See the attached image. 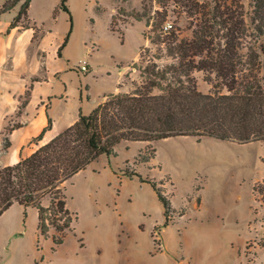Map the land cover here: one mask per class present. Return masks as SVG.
I'll list each match as a JSON object with an SVG mask.
<instances>
[{"label":"rangeland","instance_id":"374dc122","mask_svg":"<svg viewBox=\"0 0 264 264\" xmlns=\"http://www.w3.org/2000/svg\"><path fill=\"white\" fill-rule=\"evenodd\" d=\"M241 1L249 10V0ZM59 3L31 0L28 19L21 22L32 25L35 36L44 32V69L37 74L51 94L65 87L66 103L55 110L66 108L68 118L77 115L78 106L89 113L105 93L131 91L141 81L139 66L172 62L164 42L152 43L145 35L162 39L160 28L170 23L188 36L192 26L186 8L172 0H67L72 28L58 57L56 49L70 28ZM18 7L1 14L0 26ZM142 14L139 20L132 16ZM245 34L246 45L256 40L264 64V34L256 36L250 25ZM159 53L164 55L154 58ZM83 63L86 71L80 69ZM194 76L198 89L207 93L210 84L203 73L194 71ZM114 151L64 182L76 219L61 244L52 242L53 228L48 236L39 233L35 207L15 203L5 210L0 264H264V202L253 191L264 188V142L187 135L121 141ZM138 154L153 157L140 161ZM148 180L169 199L166 225L164 207Z\"/></svg>","mask_w":264,"mask_h":264},{"label":"trees","instance_id":"16d2710c","mask_svg":"<svg viewBox=\"0 0 264 264\" xmlns=\"http://www.w3.org/2000/svg\"><path fill=\"white\" fill-rule=\"evenodd\" d=\"M20 1L5 0L0 8L1 16L19 5L7 31L28 25L21 20L28 19L31 0ZM172 1L186 8L187 16L192 18L190 35H180L173 24L162 39L159 35L154 39L145 35L152 43L164 42V54L172 62L159 65L150 61L139 66L141 81L131 91L103 94L89 113H83L79 107L73 123L29 156L0 166V215L14 203L35 207L39 233L48 236L53 228L52 242L59 245L76 219L67 206L64 182L101 154L115 153L114 146L119 142H152L187 135L197 140L208 136L236 143L264 142V64L256 40L244 43L249 25L256 36L264 34V0H249L247 11L241 0ZM66 2L60 0L59 7L68 13L70 28L57 47L58 57L62 56L72 28ZM132 16L139 20L145 14ZM164 54L154 58L160 59ZM139 55L142 57L141 48ZM194 71H201L210 84L207 93L198 89ZM31 89L29 85L21 96L17 114L28 103ZM154 89L158 92L154 93ZM51 125L47 115V125L32 140H41ZM18 126L19 123L7 125L5 133ZM9 144L5 134L3 149ZM152 155H140V161H148ZM148 181L162 202L166 225L171 212L169 199L161 186L154 180ZM254 187L253 191L264 202V188ZM47 197L48 204L44 205L43 199Z\"/></svg>","mask_w":264,"mask_h":264},{"label":"crops","instance_id":"0c3cea01","mask_svg":"<svg viewBox=\"0 0 264 264\" xmlns=\"http://www.w3.org/2000/svg\"><path fill=\"white\" fill-rule=\"evenodd\" d=\"M12 10L16 11V8ZM11 19L0 26V166L14 164L29 156L40 145L73 123L78 117V108L81 107L78 106L77 115L73 118H68L66 108L60 112L55 110L58 105L66 103L65 87L62 93L51 94L50 88L42 86V76L37 74L44 69V32L39 31L35 36L32 25H18L7 31ZM34 62L36 65H33ZM59 73L52 72L53 76H58ZM29 85L32 86L29 101L22 112L17 114L20 98ZM82 99L81 94L80 100ZM81 110L84 113L82 107ZM47 115L52 120L51 128L45 131L41 140L33 141L32 138L47 125ZM59 120L64 123L60 125ZM14 123H19V126L5 133V127ZM5 134L10 142L7 149H3Z\"/></svg>","mask_w":264,"mask_h":264},{"label":"built area","instance_id":"2783aa9c","mask_svg":"<svg viewBox=\"0 0 264 264\" xmlns=\"http://www.w3.org/2000/svg\"><path fill=\"white\" fill-rule=\"evenodd\" d=\"M170 27H171V24H170V23L164 24V25H163V31H164V32L168 31ZM80 69L83 70V71H86V70H87V65H86V63H83V64L81 65Z\"/></svg>","mask_w":264,"mask_h":264}]
</instances>
